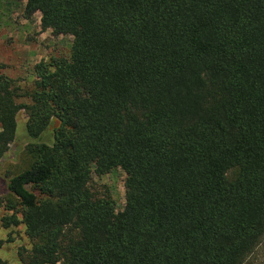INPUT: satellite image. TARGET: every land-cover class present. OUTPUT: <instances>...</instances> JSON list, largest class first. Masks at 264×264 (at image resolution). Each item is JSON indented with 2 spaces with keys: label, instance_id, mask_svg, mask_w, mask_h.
<instances>
[{
  "label": "trees",
  "instance_id": "16d2710c",
  "mask_svg": "<svg viewBox=\"0 0 264 264\" xmlns=\"http://www.w3.org/2000/svg\"><path fill=\"white\" fill-rule=\"evenodd\" d=\"M27 6L74 40L30 91L0 74V161L27 114L28 165L0 202L31 243L19 264H242L264 238V0ZM113 168L120 213L90 186Z\"/></svg>",
  "mask_w": 264,
  "mask_h": 264
},
{
  "label": "rangeland",
  "instance_id": "374dc122",
  "mask_svg": "<svg viewBox=\"0 0 264 264\" xmlns=\"http://www.w3.org/2000/svg\"><path fill=\"white\" fill-rule=\"evenodd\" d=\"M73 40L74 36L70 33L56 35L50 28L43 27L41 12L30 9L27 0H0V74L11 78L20 91L33 88L36 80L33 67L40 60L69 57ZM75 90L79 96L90 94V88L81 83L75 85ZM17 102L27 104L29 99L21 97ZM16 119V139L0 161V202L11 198L6 190L7 178L28 165L25 149L29 140L25 134L27 114L24 109L17 113ZM56 125L55 121L47 129V136H51ZM96 164L93 161L95 169ZM128 181L129 176L124 170L113 168L102 175L95 172L90 186L98 196L109 193L115 200L116 213H120L129 195ZM9 214L0 204V238L3 240L0 259L5 264H19V252L29 251L31 243L25 236L23 224L10 228L2 226L1 218ZM242 264H264V238Z\"/></svg>",
  "mask_w": 264,
  "mask_h": 264
}]
</instances>
